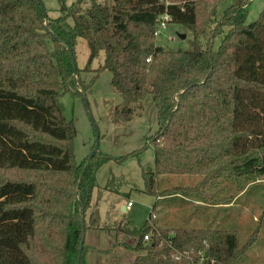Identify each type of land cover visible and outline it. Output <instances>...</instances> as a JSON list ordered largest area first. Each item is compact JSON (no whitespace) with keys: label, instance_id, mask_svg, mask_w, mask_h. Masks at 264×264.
I'll return each instance as SVG.
<instances>
[{"label":"trees","instance_id":"trees-1","mask_svg":"<svg viewBox=\"0 0 264 264\" xmlns=\"http://www.w3.org/2000/svg\"><path fill=\"white\" fill-rule=\"evenodd\" d=\"M111 1L47 19L37 0H0V264H77L80 246L79 264H86L82 230L100 228L92 213L84 219L95 175L123 158L95 153L79 183L88 156L76 162L74 126L59 104L66 93L82 96L76 83L83 92L89 87L74 71L79 38L87 64L104 52L90 84L108 71L116 92L152 98L157 130L129 154L152 147L154 170L141 173L147 194H155L159 175H200L176 194L221 204L208 190L222 179L241 189L264 179V10L246 24L242 0L221 10L222 0ZM198 2L212 12L204 17ZM163 12L195 34L205 22L210 40L221 37L218 49L210 41L189 50L157 46L152 33ZM154 209L136 244L124 245L138 252L131 264H237L255 241L257 230L239 246L234 231L159 228Z\"/></svg>","mask_w":264,"mask_h":264},{"label":"rangeland","instance_id":"rangeland-1","mask_svg":"<svg viewBox=\"0 0 264 264\" xmlns=\"http://www.w3.org/2000/svg\"><path fill=\"white\" fill-rule=\"evenodd\" d=\"M40 1L47 19L66 18L67 11L74 6L80 13H84L94 1L107 3V6L112 4L111 0ZM238 1H219L218 10ZM206 7L208 13L212 12L211 5ZM246 7V24H250L264 10V0H252ZM67 21L70 19L67 18ZM204 24L205 22L198 24L197 29L201 30L195 34L183 26L169 23L165 33L154 40L155 44L163 49L189 50L194 43L205 48L210 41L209 46L217 50L221 37L210 40V28ZM179 35H184V39H179ZM88 56L89 49L85 40L77 39L75 61L79 69L78 78L89 86L84 92L85 100L82 96L73 97L69 93L59 98L64 117L72 121L74 126L73 152L76 162L80 164L89 155L96 135L100 154L123 159L109 160L96 172L95 188L84 219L88 224V217L92 213L100 228L84 231L85 263L131 264L138 252L124 245L133 247L136 244L149 212L155 206L154 224L159 228L234 231L239 246L245 245L257 230L255 241L240 256L237 264H264V179L249 183L242 189L235 182L222 179L208 190L216 191V196L223 199L224 203L221 204H216V199L201 202L202 196L196 193L180 192V195L183 194L182 198L176 194L174 188L194 187L201 179L200 175H159L156 178L155 194H147L141 173L154 170L152 147L142 149L138 155L129 154L139 150L157 130L152 98L148 95L143 100H137L116 92L108 71L100 72L90 84L91 78L96 74L94 70L103 64L104 52L100 51L90 64H87ZM164 191H167V195L161 196ZM123 205L126 206L125 211L122 210ZM147 235L150 237V234Z\"/></svg>","mask_w":264,"mask_h":264},{"label":"water","instance_id":"water-1","mask_svg":"<svg viewBox=\"0 0 264 264\" xmlns=\"http://www.w3.org/2000/svg\"><path fill=\"white\" fill-rule=\"evenodd\" d=\"M37 1H38V3L41 5L42 11H43V15L46 17V12H45V10H44V8H43V5H42L41 1H40V0H37ZM198 6H199L201 12L203 13L204 17H206V16H207V12L205 11V8L203 7V5H202L200 2H198ZM179 39L183 40V39H184V35H179ZM73 65H74V71H76V65H75V64H73ZM76 85H77V89L81 92V95H82L83 99L85 100V96H84L85 94H84V92L79 88V86H78L77 83H76ZM95 131H96V130H95ZM97 152H99V144H98V137H97V135H96V141L94 142V146H93L91 152L89 153V155H88V160H87V162L85 163V165H84V167H83V169H82V171H81V177H80V179H79V183H80V181H81V178H82V174H83L84 168H85L86 165L88 164V161H89V160L92 158V156H93L95 153H97ZM122 210H124V208H122ZM83 239H84V231L82 230L81 243L83 242ZM81 251H82V246H80V247H79V250H78L77 264H79V260H80V256H81Z\"/></svg>","mask_w":264,"mask_h":264},{"label":"built area","instance_id":"built-area-1","mask_svg":"<svg viewBox=\"0 0 264 264\" xmlns=\"http://www.w3.org/2000/svg\"><path fill=\"white\" fill-rule=\"evenodd\" d=\"M162 3H164L165 5H168V1L167 0H160ZM244 1V0H243ZM246 2H251L252 0H245ZM170 23V16L166 13L163 12L161 14H159L155 20V29L152 33L153 37L155 39L160 38L164 33L165 30L167 29L168 24ZM150 60V58L147 59V62ZM152 217L154 218V215H152ZM143 240L147 241L149 240V236L148 235H144L143 236Z\"/></svg>","mask_w":264,"mask_h":264},{"label":"crops","instance_id":"crops-1","mask_svg":"<svg viewBox=\"0 0 264 264\" xmlns=\"http://www.w3.org/2000/svg\"><path fill=\"white\" fill-rule=\"evenodd\" d=\"M122 208H124V210H123V211H125V210H126V206H124V205H123V206H122ZM107 227H108V226H107ZM107 227H105V228H107Z\"/></svg>","mask_w":264,"mask_h":264}]
</instances>
